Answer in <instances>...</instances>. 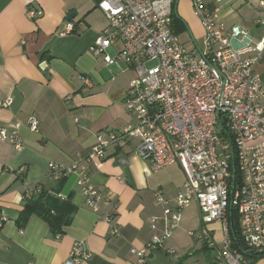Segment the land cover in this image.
<instances>
[{"label": "crops", "instance_id": "1", "mask_svg": "<svg viewBox=\"0 0 264 264\" xmlns=\"http://www.w3.org/2000/svg\"><path fill=\"white\" fill-rule=\"evenodd\" d=\"M263 1L224 0L220 16L228 27L247 28L261 37L264 26L256 21L264 18ZM188 5L193 10L191 0ZM30 8L41 9L43 15L32 18ZM72 12L74 17L68 20ZM179 15L193 33L189 18ZM193 15L204 36L200 19L194 11ZM69 22L72 33L61 35ZM107 25L98 0H0V93L14 97L9 108H0V124L19 122L24 140L21 149L0 141V218H7L0 231V264H66L78 243L91 253L80 264H135L133 249H142L166 231L165 208L175 209L177 192L185 185L182 167L173 164L152 172L150 163L136 153L138 134L110 146L102 159L92 155L98 133L120 131L133 123L125 100L134 70L124 62L108 65L103 55L89 50ZM110 49L115 55L121 47ZM255 70L264 81V61ZM32 116L39 120L37 130L30 128ZM75 161H81L92 184L109 197L98 212L87 206L75 172L59 177L50 172V162ZM27 191L34 199L43 194L45 206L63 216V231L54 232L37 214L19 223ZM158 193L167 203L156 198ZM189 207L182 211L180 225L164 247L149 252L146 264L178 260L189 264V256L197 254L195 264H229L216 252L222 250V225H205L199 206L201 223L195 232L206 226L217 249L188 232L193 242L189 255L179 256L177 234ZM106 213L112 220L106 219ZM116 228L118 234L113 232ZM246 259L249 264H264V255Z\"/></svg>", "mask_w": 264, "mask_h": 264}, {"label": "built area", "instance_id": "2", "mask_svg": "<svg viewBox=\"0 0 264 264\" xmlns=\"http://www.w3.org/2000/svg\"><path fill=\"white\" fill-rule=\"evenodd\" d=\"M223 1L191 0L204 28L201 55L194 44L186 47L175 30V0H98L108 25L89 50L103 55L108 65L128 64L135 77L125 100L133 123L120 131L98 133L92 155L102 159L110 146L138 134L141 140L136 153L150 163L152 172L179 164L186 176L175 209L165 208V233L154 236L142 249H133L135 264H146L150 251L164 247L179 227L182 211L195 201L205 225H222V250L216 251L219 257L229 264H249L243 252L232 248L231 209L239 216L247 247L264 250V81L255 70L264 61V34L255 42L257 37L249 29L228 27L220 16ZM28 12L32 18L43 15L41 9ZM256 24L264 26V18ZM73 29L69 22L60 34L68 35ZM245 38L249 39L245 46L233 47L232 39L243 43ZM112 46L121 49L111 55ZM82 79L92 85L86 77ZM13 102L12 95L0 93V108H9ZM29 125L37 130L39 120L32 116ZM0 141L23 148L21 124H0ZM49 168L56 177L75 172L93 211H100L102 202L109 201L92 184L81 161L70 165L50 162ZM30 196L27 191L26 197ZM156 198L167 203L159 193ZM106 219L112 220V215L106 213ZM6 220L0 218V231ZM113 232L118 234V228ZM189 234L217 249L206 226ZM90 257V251L78 243L66 264H80Z\"/></svg>", "mask_w": 264, "mask_h": 264}, {"label": "trees", "instance_id": "3", "mask_svg": "<svg viewBox=\"0 0 264 264\" xmlns=\"http://www.w3.org/2000/svg\"><path fill=\"white\" fill-rule=\"evenodd\" d=\"M174 6H175L173 11L174 27L176 32L181 35V33L188 31V24L186 23L185 20H183L181 16L177 15L176 10L178 6L176 4H174ZM237 173H238V169H237ZM34 198L35 197H33L32 195L30 197H25L27 203L25 204L26 206L21 213L19 223L23 225L24 223H26L30 215L37 214L49 224V226L54 232L59 233L63 231L62 230L63 222H64L63 216L57 213H53L45 206L43 194H40L36 199ZM230 211L231 213L229 217L230 219L229 224L231 225L230 232L232 237V248L243 252L245 254V257L250 255L253 257L264 255L261 253H257L256 251H252L247 247L241 234V229L239 225V216L235 211V209H231ZM176 264H183V261L178 260Z\"/></svg>", "mask_w": 264, "mask_h": 264}, {"label": "rangeland", "instance_id": "4", "mask_svg": "<svg viewBox=\"0 0 264 264\" xmlns=\"http://www.w3.org/2000/svg\"><path fill=\"white\" fill-rule=\"evenodd\" d=\"M179 13L182 14L183 16H186L187 18H189L188 20L191 21L192 24V29H193V33L195 34L196 38H197V42L204 47L203 41H204V36L200 35V32L198 31L200 27V25H195L196 21L194 20L195 16L193 15V10L191 9V7L188 5V0H180L179 2ZM255 28L253 29V31L255 32ZM259 30H257L258 32ZM260 32V31H259ZM181 39L184 42V45L188 48H191L193 46L192 43V39L191 36L189 35L188 32H184L181 33ZM258 41V37L255 39V42ZM110 53H114V51L112 49L109 50ZM199 209L198 206L196 204V202H193L191 207L187 208L185 210V220L182 224V227L178 230V236H177V240L179 242H181V245L178 249V254H180L179 256H186L189 255L188 253V248L192 246V237L188 234L189 231H198V226L201 223V214L199 213ZM176 233V232H174ZM176 255L175 253L173 254V256ZM197 255H190L188 258V262L189 264H195V260L197 259Z\"/></svg>", "mask_w": 264, "mask_h": 264}, {"label": "water", "instance_id": "5", "mask_svg": "<svg viewBox=\"0 0 264 264\" xmlns=\"http://www.w3.org/2000/svg\"><path fill=\"white\" fill-rule=\"evenodd\" d=\"M178 2H179V0H175V4H176L177 6H178ZM176 13H177V15H179L178 10H176ZM74 14H75L74 12L70 13L69 16H68V20L72 19V18L74 17ZM179 16H180V15H179ZM186 23H187V22H186ZM188 33H189V35L191 36L192 42H193V44H194V47H196V49L198 50V52H199L201 55H203L202 48H201V46L199 45V43L197 42V40L195 39V37H194V35H193L191 29L189 28V26H188ZM248 41H249L248 38H245L243 43H240V42H239L238 40H236V39H232V45H233L234 48H239V47H243V46H245V44H246ZM41 67H42V68H43V67L45 68V67H46V62H42V63H41ZM258 253H264V250H263V251H258Z\"/></svg>", "mask_w": 264, "mask_h": 264}]
</instances>
